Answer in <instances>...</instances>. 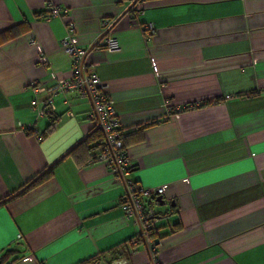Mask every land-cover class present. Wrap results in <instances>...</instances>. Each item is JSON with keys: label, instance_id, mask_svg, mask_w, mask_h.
<instances>
[{"label": "crops", "instance_id": "0c3cea01", "mask_svg": "<svg viewBox=\"0 0 264 264\" xmlns=\"http://www.w3.org/2000/svg\"><path fill=\"white\" fill-rule=\"evenodd\" d=\"M134 1L0 0V34L9 33L0 39V255L16 250L9 264H264V0ZM48 2L67 14L46 19ZM67 22L124 135L147 124L125 150L134 181L163 188L162 204L144 200L156 237L135 239L138 225L119 206L122 178L93 159L101 146L68 154L102 131L91 98L33 89L71 75ZM49 98L51 114L39 115ZM185 103L193 107L178 109Z\"/></svg>", "mask_w": 264, "mask_h": 264}, {"label": "built area", "instance_id": "2783aa9c", "mask_svg": "<svg viewBox=\"0 0 264 264\" xmlns=\"http://www.w3.org/2000/svg\"><path fill=\"white\" fill-rule=\"evenodd\" d=\"M43 14L46 19L52 17H64L67 14L65 7L53 3H46L43 6ZM109 25V21H102L103 28ZM144 32L149 35L153 33L154 27L151 23L143 26ZM102 44L108 50L117 47L116 40L105 34L102 37ZM34 43L30 40V44ZM62 49L70 58L72 73L67 78H59L48 88L35 86L34 91L46 90L50 93L75 90L79 95L89 96L93 104L94 117L99 122L104 133V142L100 150L94 155L93 159L101 161L112 172L118 173L124 182V193L120 196L119 206L126 218H134L138 225L136 240L140 237L148 236L150 230L154 226L155 212L152 208L145 206V199H152L157 203L156 198L161 196L163 188L157 187H141L131 177V165L123 144V130L119 125V120L114 110L113 100L104 92L103 86L98 76L93 71H86L83 67V58L86 50L78 47L74 41V23L67 22L65 25V35L60 42ZM46 110H40L39 115L51 114L53 105L51 98L45 101ZM193 107V104L185 103L178 109H186ZM17 125L21 126V122L17 121ZM54 125V123H53ZM135 245V241L132 243ZM150 245L154 250L156 242L150 241ZM125 260H115L110 264H125Z\"/></svg>", "mask_w": 264, "mask_h": 264}, {"label": "trees", "instance_id": "16d2710c", "mask_svg": "<svg viewBox=\"0 0 264 264\" xmlns=\"http://www.w3.org/2000/svg\"><path fill=\"white\" fill-rule=\"evenodd\" d=\"M127 12H129V13L133 12V6H129L127 8ZM8 36H9V33H7V32L2 33V34H0V39L6 40L8 38ZM101 45L104 46L102 43H101ZM49 117L51 118V122H50V125L48 128L53 126V123L55 122L54 121L55 119L53 118V116L49 115ZM146 125L147 124L134 129L133 131H131V133H128L125 135L123 134L122 140H123L124 148H125V144L132 142V141L142 139V132H143V129L146 127ZM129 137H130V140H128ZM103 140H104V133H102V131L100 129H94L82 141H80L76 146L71 148L68 151V154H75L76 152L83 150L85 152L86 157L91 156L94 150L100 148ZM50 173H51V166L47 167L41 173L37 174L35 177H33L32 179L27 181L25 183L24 187L21 188L20 192L22 193V192L28 190L29 188H31L32 186L40 183L41 181L46 179L50 175ZM8 197L9 196L5 197V200L8 199ZM1 201L2 200L0 199V202ZM149 235L152 237L157 236V232H156L154 226L150 230L148 236ZM16 252L17 251L14 249L5 250L2 253V255H0V264H9L13 260H15L16 259V257H15ZM114 258L115 257H112V259H114ZM96 261H98L97 257H91V258H88V259L80 262L79 264H93Z\"/></svg>", "mask_w": 264, "mask_h": 264}, {"label": "water", "instance_id": "95a60500", "mask_svg": "<svg viewBox=\"0 0 264 264\" xmlns=\"http://www.w3.org/2000/svg\"><path fill=\"white\" fill-rule=\"evenodd\" d=\"M135 1H136V0H135ZM135 1H134V2H135ZM105 34H106V33H102V34L99 36L98 40H101L102 37H103ZM94 46H95V44L91 45V46L89 47L88 50H91ZM99 127H100V126H99V124H98V125H97V128H99ZM160 199H161L160 196H158V197L156 198L157 202H158L159 204H162L163 201H161ZM93 264H101V263H100L99 261H96V262H94Z\"/></svg>", "mask_w": 264, "mask_h": 264}]
</instances>
